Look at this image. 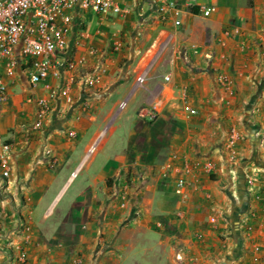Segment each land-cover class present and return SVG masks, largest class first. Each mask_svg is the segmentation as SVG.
Wrapping results in <instances>:
<instances>
[{
	"label": "crops",
	"instance_id": "1",
	"mask_svg": "<svg viewBox=\"0 0 264 264\" xmlns=\"http://www.w3.org/2000/svg\"><path fill=\"white\" fill-rule=\"evenodd\" d=\"M124 1L120 20L76 8L64 55L75 68L34 86L20 69L0 102V147L12 146V176L0 175V264H249L255 246L264 264V0H175L178 14L165 16L160 0ZM118 92L123 109L140 100L124 146L55 214L105 150L107 137L85 160L120 110ZM168 163L196 168L183 194L163 173ZM131 167L137 186L126 181Z\"/></svg>",
	"mask_w": 264,
	"mask_h": 264
},
{
	"label": "built area",
	"instance_id": "2",
	"mask_svg": "<svg viewBox=\"0 0 264 264\" xmlns=\"http://www.w3.org/2000/svg\"><path fill=\"white\" fill-rule=\"evenodd\" d=\"M91 11L95 15L112 17L120 20L130 12L129 5L124 0H0V102L7 99L10 83L24 70L28 73L31 85L47 83L51 79H59L63 69L75 68V61L64 58L69 48L70 35L74 26V12L76 8ZM203 14L209 15L212 8L203 6ZM179 3L175 0H160L158 13L166 15L168 12L178 14ZM176 25L181 24L180 19L175 20ZM211 55H208L210 57ZM147 72L142 73L137 82L143 85ZM171 75L165 76L169 81ZM99 81L98 77L88 80L90 85ZM50 88V85L47 84ZM60 93L66 95L71 101L68 89L60 88ZM56 92L53 93V96ZM43 109L39 112L36 126L42 125L43 118L48 110V101L41 100ZM126 102H122L121 107ZM152 110L147 111L150 120L157 118L158 109L150 105ZM185 109L190 114H196L197 110L185 102ZM240 137V132L233 131L230 137V148ZM101 136L89 147L85 160L89 159L97 151L101 142ZM233 153V152H232ZM12 146L2 143L0 147V175L5 178L12 176ZM196 171L194 167L175 165L168 163L164 169L165 176H171L177 193L183 194L189 182V177ZM212 172V165L208 166ZM252 183V179L249 180ZM212 223L217 222L216 217H211ZM160 225V224H159ZM249 228H251L249 226ZM20 249V248H19ZM251 262L249 264H261V248L255 246ZM9 259L13 258L12 252L5 251ZM20 260L24 261L26 252L21 250Z\"/></svg>",
	"mask_w": 264,
	"mask_h": 264
},
{
	"label": "rangeland",
	"instance_id": "3",
	"mask_svg": "<svg viewBox=\"0 0 264 264\" xmlns=\"http://www.w3.org/2000/svg\"><path fill=\"white\" fill-rule=\"evenodd\" d=\"M126 97H127V92L126 93L118 92L113 95V97L111 98V101L112 102L114 101L124 102ZM139 102L140 100L138 99L129 101L128 106L126 108L123 109L122 107H120V110L118 113H116V110H117L116 109L113 115L108 120V122L101 123L100 126H101V130L103 131L100 134V136L102 137L100 143L103 142L104 138L107 137L108 139L105 150H102L103 152H99V154L97 155L98 157H96L94 161H91L92 163H90L91 165V166L89 165L90 167L85 166L84 167L85 169L83 170V172L81 174L79 173V176L77 174L78 178L75 180L73 184L69 186L67 190H65V192L59 198L57 205L55 206V214L58 213L59 210L65 209L66 207H68L70 200L75 199V197L79 193L80 182H82V180L85 179V176L87 175L88 172H91V173L96 172L99 169H101L105 163H107L105 155L108 152V150H111V148L116 145L118 147L121 146V148H122V144L124 146L125 141L122 139V134L125 133L126 128L130 125L131 120L129 116L131 114L135 115V111L137 107L139 106ZM112 125L113 126L115 125L117 127L114 133L110 132L112 130V127H111ZM90 136H92V133L90 134ZM91 157L89 159H91ZM89 159H87V161ZM132 170H134V167H131V169L129 170L128 176L126 177V181L129 183V185L137 186L139 182L138 181L135 182L132 180V177L134 176V174L132 173ZM126 195H127L126 201H128V198L130 196H128V194Z\"/></svg>",
	"mask_w": 264,
	"mask_h": 264
}]
</instances>
